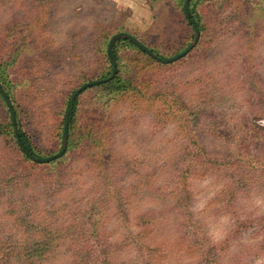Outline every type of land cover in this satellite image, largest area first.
Returning a JSON list of instances; mask_svg holds the SVG:
<instances>
[{
	"label": "rangeland",
	"instance_id": "374dc122",
	"mask_svg": "<svg viewBox=\"0 0 264 264\" xmlns=\"http://www.w3.org/2000/svg\"><path fill=\"white\" fill-rule=\"evenodd\" d=\"M208 8L210 33L150 71L143 98L83 93L82 121L100 115L93 172L77 156L32 177L0 137V264H71L82 248L86 264H264V0ZM175 12L168 0H0V67L42 156L65 97L100 74L97 36L120 29L167 57L192 42Z\"/></svg>",
	"mask_w": 264,
	"mask_h": 264
},
{
	"label": "trees",
	"instance_id": "16d2710c",
	"mask_svg": "<svg viewBox=\"0 0 264 264\" xmlns=\"http://www.w3.org/2000/svg\"><path fill=\"white\" fill-rule=\"evenodd\" d=\"M157 1L158 0H147V2L152 5H155ZM168 1L171 5H173L175 9H177L178 13L175 12L176 17L178 18V20L180 19V21L183 22L182 30H184V32L187 35H189L188 41L193 38L191 26L195 27L196 31L198 32V40L195 46L193 47L195 48L198 45L201 33H205V34L210 33L208 27L206 26V21H205L206 18H204L205 14L208 12L209 9L208 3L210 2V0H189L186 8L188 19L184 17L183 12L181 10V6L184 0H168ZM154 10H157L156 6ZM117 33H125L132 36L143 46L148 48L159 59L171 58L182 52L185 48H187L184 46L175 53L165 57L160 55L155 49L147 46L135 35L120 29H118L115 33L111 35L109 34L98 35L96 38L97 41L93 44L92 49L96 55L94 57L95 62L97 61L102 62L101 63L102 69L100 70L99 76L95 80L104 79L109 76L111 61H113L115 64V68H116L115 76L113 77L112 80H110L107 83L86 88L75 98L73 102L69 101V98L72 93L68 94L65 97L64 102H62L63 103L62 112L60 113L59 116L60 127H58V131L56 133L58 146L55 150L51 149L53 151L50 150L46 156H42L39 153L40 151L33 146L30 137L25 132L23 128L24 120L22 116H20L21 111L16 110L15 106L13 105V101L16 93L15 86L9 80H7V74L5 73L3 68L0 67V87L7 96L12 107V115H10L8 110L6 109V106L4 105L2 98L0 97V104L4 109L3 111L4 117L0 118V137L3 138L4 147L9 157L16 162H20L18 164H21L24 169L31 171L30 173H28V175L34 177L35 174H38V170H40L39 168L45 166L64 167L63 164H65L68 160L70 161L71 159H73V157H77V156L84 157L85 164H83V170L85 172H93L92 165L95 166L96 163L93 162L94 161L93 157L90 156L89 148H91L92 142L89 140L92 134H96V130L98 129V126L93 125V123H95L96 119L100 115L97 114L95 111L91 110L89 113H87L88 119L82 121L81 96L83 95V93L90 89L97 90L95 91V96H93L95 97L93 101H97V99L106 100L108 97L110 98L109 101H113L118 97H124L128 95V93L130 92H132L133 94L135 93L137 95V98H143L144 94L141 93L142 91L141 89L143 87L145 89H148L149 86L152 84V80L149 76L150 71L154 72L155 70L171 68L172 65L178 63L184 57L188 56V54L193 49L192 48L183 58L173 63L163 65L149 58L145 53L138 50L134 45H132L126 40L115 41L112 47L110 48V50L106 51V47L109 39ZM177 35L179 36V33H177ZM127 72L131 73L130 76H126ZM152 76L154 77V73L152 74ZM133 94L130 97H134ZM158 97H160L161 100L163 101L166 100L165 96L159 95ZM106 102L108 101L106 100ZM66 110L69 111V117H68L69 122L67 127V143H66L65 152L59 158L50 161L48 163L39 164L31 161L28 158V156L34 159H41L52 156L59 151L61 144V134H62L61 126L63 123L64 113ZM11 116L15 119L16 131H17L19 143L16 141L14 136V132L11 124ZM92 117H95V120L91 121ZM32 172L34 174H32ZM55 174L56 176L50 177L53 179V181L57 179L58 181L63 179L65 180L70 179V177L67 178L60 177L59 172H55ZM60 174L62 175L63 171L60 172ZM47 180L48 178H45V181ZM134 224L135 226L140 228V230H138L137 232V235H142L139 233H141V229H143V226L147 225L148 223L146 222L145 217L141 216L134 220ZM143 231L144 230H142V233ZM95 233L96 232H94V234ZM43 250L44 248L41 246H34L22 252L25 254V259L29 260V259H33L34 254L35 255L42 254ZM43 253L45 255V253H47V249ZM86 256L87 255L85 252V248H82V250H79L77 253L74 254L71 264H86V260H85Z\"/></svg>",
	"mask_w": 264,
	"mask_h": 264
},
{
	"label": "water",
	"instance_id": "95a60500",
	"mask_svg": "<svg viewBox=\"0 0 264 264\" xmlns=\"http://www.w3.org/2000/svg\"><path fill=\"white\" fill-rule=\"evenodd\" d=\"M189 0H184L181 6V10L183 12V15L186 19H188L187 13H186V8H187V4H188ZM192 29V33H193V38H192V42L190 43V45L184 49L182 52H180L179 54H177L176 56H173L171 58H167V59H159L157 58L148 48H146L145 46H143L140 42H138L135 38H133L132 36L125 34V33H117L115 35H113L107 44L106 47V51H109L110 48L112 47L113 43L117 40H126L129 43H131L132 45H134L138 50H140L141 52L145 53L149 58H151L152 60H154L157 63L166 65V64H170L173 63L181 58H183L196 44L197 40H198V32L196 31L195 27L191 26ZM111 68H110V74L107 78L104 79H100V80H94V81H90L87 82L83 85H81L79 88H77L70 96L69 101L73 102L75 100V98L86 88H90L93 86H97L103 83H107L110 80L113 79V77L115 76L116 73V68H115V64L113 61L110 62ZM0 97L2 98L4 105L6 106V109L8 110L9 114L12 115V107L11 104L7 98V96L5 95V93L3 92V90L0 87ZM69 111L66 110L64 113V117H63V123H62V134H61V144H60V148L59 151L49 157L46 158H41V159H34L31 158L30 156H28V158L35 162V163H39V164H43V163H48L50 161H53L57 158H59L66 149V143H67V127H68V122H69ZM11 124H12V129L14 132V136L16 141L19 143L18 140V136H17V131H16V124H15V119L11 116Z\"/></svg>",
	"mask_w": 264,
	"mask_h": 264
}]
</instances>
